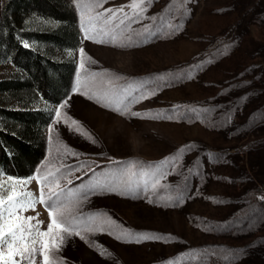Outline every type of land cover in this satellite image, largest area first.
<instances>
[{"label": "rangeland", "instance_id": "374dc122", "mask_svg": "<svg viewBox=\"0 0 264 264\" xmlns=\"http://www.w3.org/2000/svg\"><path fill=\"white\" fill-rule=\"evenodd\" d=\"M64 1L79 31L62 53L71 90L37 104L53 116L35 172L0 175L26 229L16 246L40 241L35 264H264V0ZM41 186L71 209L57 221L71 234L37 236L51 223L29 206Z\"/></svg>", "mask_w": 264, "mask_h": 264}, {"label": "trees", "instance_id": "16d2710c", "mask_svg": "<svg viewBox=\"0 0 264 264\" xmlns=\"http://www.w3.org/2000/svg\"><path fill=\"white\" fill-rule=\"evenodd\" d=\"M78 36L64 0L4 1L0 63L15 75L0 78V175L28 178L44 157L53 110L37 104H58L69 94L75 62L62 53L76 48Z\"/></svg>", "mask_w": 264, "mask_h": 264}, {"label": "snow or ice", "instance_id": "6c2138e0", "mask_svg": "<svg viewBox=\"0 0 264 264\" xmlns=\"http://www.w3.org/2000/svg\"><path fill=\"white\" fill-rule=\"evenodd\" d=\"M133 9H137L140 6L136 3H133L130 5ZM120 12L123 11V9L119 10ZM105 12H112L110 9H106ZM98 15H101L98 13ZM117 15V12H112V19H115ZM120 23H123V20L120 21ZM27 46V45H25ZM81 55H83V49H80ZM81 67H83V63H81ZM65 107L64 104L60 105V108ZM56 118L57 121H59L61 117V112L59 110H56ZM134 115H137L134 113ZM72 124H76V121H72ZM80 131L81 129H77ZM86 134V133H85ZM90 138V137H89ZM71 183V181H68ZM156 183H159V181H156ZM156 183L152 185L153 188L156 187ZM57 189H59V184L55 186ZM41 197L39 200L31 199L30 200V207L34 209L36 203H41L46 206V208L49 210V216L51 217V223L47 226V231L41 233L39 231V223L35 226V231L37 233V236H48L49 233L53 231V229H61L63 232L69 233L70 227H64L63 226V220H61L60 223H58V218H63L64 214L66 212H70L71 209L64 205L63 207L58 206L59 201V194L57 191H55L53 188H48V197L47 201L44 199V186H41ZM60 192H63V189H60ZM25 197H32V193L26 192L23 193ZM9 203L10 208L6 209L9 213V219H3L0 217V219H3V222L0 223V259H3V264H24L25 261H27V264H35L34 254L37 253V248L35 245L37 243H40L35 237H32L31 244H25L22 247H18L17 245V235L18 232L20 233V239H23V232L26 230L22 225H17L11 217L14 216V212L12 211V208L15 207L16 201H15V193L8 195L6 201L3 198H0V203ZM16 219H19L18 217ZM26 220L30 221L34 219L33 217H27ZM32 227H29L27 231L31 233ZM76 235H79V233H76ZM149 237L147 236H139L137 238V242L141 239H147ZM7 246L6 253L3 251L4 246ZM42 247L44 248L45 252L47 253L49 249V245L47 243H43ZM53 255H55V252H53ZM43 264H50L49 256L45 254L43 256Z\"/></svg>", "mask_w": 264, "mask_h": 264}, {"label": "built area", "instance_id": "2783aa9c", "mask_svg": "<svg viewBox=\"0 0 264 264\" xmlns=\"http://www.w3.org/2000/svg\"><path fill=\"white\" fill-rule=\"evenodd\" d=\"M259 198L264 197V184L260 186L259 191L256 193Z\"/></svg>", "mask_w": 264, "mask_h": 264}]
</instances>
